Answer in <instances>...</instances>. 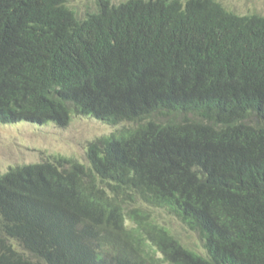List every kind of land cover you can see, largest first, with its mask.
Segmentation results:
<instances>
[{"label": "trees", "instance_id": "16d2710c", "mask_svg": "<svg viewBox=\"0 0 264 264\" xmlns=\"http://www.w3.org/2000/svg\"><path fill=\"white\" fill-rule=\"evenodd\" d=\"M74 116L135 126L0 174V264H264V16L0 0V125Z\"/></svg>", "mask_w": 264, "mask_h": 264}, {"label": "rangeland", "instance_id": "374dc122", "mask_svg": "<svg viewBox=\"0 0 264 264\" xmlns=\"http://www.w3.org/2000/svg\"><path fill=\"white\" fill-rule=\"evenodd\" d=\"M97 0H68L69 6L79 17L95 9ZM115 4L126 0H111ZM239 15L258 14L264 16V0H217ZM134 124L112 127L93 118L74 116L70 124L60 128L55 124L34 125L20 123L0 125V174L10 168L25 164L43 162L53 156L73 158L87 164L86 147L100 137L132 128ZM165 218V213H160ZM173 230L186 241L199 244L195 233L172 220Z\"/></svg>", "mask_w": 264, "mask_h": 264}]
</instances>
